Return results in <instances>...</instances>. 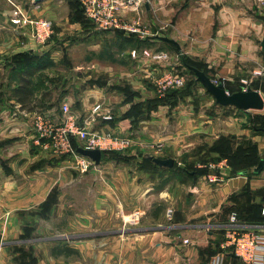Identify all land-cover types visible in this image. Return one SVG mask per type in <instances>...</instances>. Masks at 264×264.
Returning a JSON list of instances; mask_svg holds the SVG:
<instances>
[{
  "label": "crops",
  "instance_id": "1",
  "mask_svg": "<svg viewBox=\"0 0 264 264\" xmlns=\"http://www.w3.org/2000/svg\"><path fill=\"white\" fill-rule=\"evenodd\" d=\"M19 1L29 14L52 20L54 33L40 44L29 26L15 28L10 10H0V59H23L8 58L18 52L31 54L25 59H46L43 68H32L30 77L19 73L12 81L10 73H3L9 80L0 97V264H40L36 252L42 226L74 224L75 220L78 227L89 231L84 234L87 239L129 235L127 255L134 257L130 264H208L218 253L222 264H247L222 243L234 213L242 227L264 230V168L259 173L254 172V166L252 171L231 174L223 157L217 164H222L219 171L226 172V179L220 183H209L205 176H193L185 170L196 163V167L216 164L214 159L221 157L219 145L226 142L237 148L245 136L251 137L240 109L210 103L211 99L209 105H192L191 96L182 99L178 107L168 102L155 105L156 88L113 83L107 70L100 71V77L91 71L82 73L86 78L81 87L70 82L62 89L52 77L50 82L40 81V72L56 59H128L146 71V76L167 70L172 61L150 59L148 50L155 39H144L154 35H136L137 40L127 31L110 30L112 38L101 37L95 45L96 35L108 33L97 29L75 0H38L37 5L31 0ZM140 15L143 27L145 23L151 27L148 31L162 25L157 32L162 30L175 39L179 46L168 45L183 51L186 59H203L216 67V76L207 72L212 79L229 85L226 81L257 80L241 89L252 87L264 97L260 82L264 79L255 74L264 66V5L257 0H148ZM135 16L129 12L124 18L132 21ZM155 16L160 23L153 20ZM110 44L119 58L108 54ZM136 49L145 52L135 57L132 52ZM80 51L86 53L79 55ZM72 69L66 80L80 79L81 67ZM25 78L31 81L26 89L31 98L24 101L19 89ZM76 93L83 96L78 103L72 99ZM45 95L61 96V102L75 106L83 113L79 121L87 122L93 132L131 137V161L112 159L102 151L98 163L92 159V166L80 171L74 168L71 155L59 156L41 146L31 118L34 112L53 111L52 103L42 102ZM98 104L101 110L94 111ZM176 110L183 111L175 114ZM103 113L112 118H103ZM172 121L177 123L174 128ZM77 143L82 141L77 139ZM154 144L163 145L160 152H153L158 151L151 148ZM133 147L141 155L134 156ZM147 150L148 156L177 158L183 166L146 161ZM135 210L141 216L136 224L127 226L121 216ZM30 226L34 232L27 235ZM52 248L47 255L50 261L56 258ZM32 251L35 253L26 260V253Z\"/></svg>",
  "mask_w": 264,
  "mask_h": 264
},
{
  "label": "rangeland",
  "instance_id": "2",
  "mask_svg": "<svg viewBox=\"0 0 264 264\" xmlns=\"http://www.w3.org/2000/svg\"><path fill=\"white\" fill-rule=\"evenodd\" d=\"M19 2H20L19 0L18 1L17 0H0V10L6 8V9H9L11 12L12 7H13V3H17L18 5L23 7V5ZM24 9L26 10L25 7H24ZM27 14L32 19L41 18L38 16H33V15L29 14L28 12H27ZM125 19H127V18H125ZM10 20H11V14H10ZM153 20H155L158 23L161 22V20L159 21L157 16H155L153 18ZM1 23H2V21L0 19V24ZM11 23L17 29H19L21 27L29 26L31 28L32 33H33V29H32V26L30 24H14L12 21H11ZM144 27L146 29L151 28L146 23H145ZM160 27H162V25L156 26L155 30H153V31H149V32H151L150 35H154V34L164 35L162 30H160V32H157V30ZM0 28H1V25H0ZM116 31H118V30H116ZM103 32H106L108 34H106L105 36L104 35H102V36L96 35L95 38H93L96 40L95 45H97L98 41L101 42V39H102L101 37H107L108 40L110 38H112L113 33L110 30H105ZM13 33L14 32L12 31L11 36H10L11 38L13 36ZM128 33H131V32H128ZM133 34L139 35L137 33H133ZM150 37H155V35L150 36ZM153 39H155V45L151 46V48H149V50H148L149 51L148 54L150 55V53H151V55L153 56V58H152V56H149L150 59H171V61H172L171 67H173L177 71L178 74H182L186 77V82H185L184 86H182L180 88H171V89L167 90L164 95H160L158 93H157V95L165 96L168 92H172V91L176 92L175 94H172L173 96H170V99L173 102H177L175 104V106L178 107L177 105L179 104V102L182 99L186 98V96L183 97V96H174V95L186 93L188 91H192L194 93V90L197 89L195 94L191 93V94L187 95V97L191 96V98H190L191 100H189L190 101L189 103H191L192 105L193 104L209 105V102L211 99L210 103L214 104L215 100L211 96L209 97L208 92L202 86V84L199 81H196L197 76L190 69H188V67L185 66V64L183 62H184V60H186V61L191 62V63H196L197 65L201 66V68H203L204 70H206L209 74H212L213 76H216L218 74L216 67L212 66L209 62H207L203 59H186L184 52L177 50L175 47L176 45L175 46H172L171 44L168 45V42L166 43V42H164L158 38H153ZM12 40H13V38H12ZM10 42L11 41H9V43ZM12 45H13V43H12ZM95 49H96V51L100 50L99 47L95 48ZM108 49L110 52V53L108 52V54L111 56V58H119L118 52H116V50H114L115 48L113 47V45H111V44L108 45ZM136 51H137V53L141 54L142 52H145V49H142V50L136 49ZM83 53L85 54L86 52L80 51V54L79 53L78 54L83 55ZM139 54H137L136 56L138 57ZM161 55H163V57H161ZM165 55H166V57H165ZM12 56H14L15 58L21 57L23 59H0V97L3 96L2 94H3L4 88H5V84H7L8 80H9V79L4 78L3 73H5L6 76H9V73H10V77H9L10 80H12V81L16 80L17 74L22 73V72H24L23 71L24 69L25 70L27 69L28 66H26L25 63H27L30 59H25V58H30L31 54L27 53V52H18V53L10 55L8 58H11ZM64 56H67V55H64ZM56 60L55 61L53 60L54 65H51V66L43 69L42 70L43 72H40V75L37 77L40 81L44 79V81L50 82L51 81L50 77H52V78L56 79L55 82L53 81L54 83H58L59 86L63 85L61 87L62 89L66 88L67 84H70V82H71V84L75 82L76 84H79L81 87L83 80L86 78L85 75H83L82 73H87V72L89 73L91 71V73H93L94 77H100L99 72L102 71V73H107V72H105V70H107L109 73V77H111L113 83H116V82L130 83L132 86L137 87V88H139L141 85L144 84L148 88H151L154 90L156 88L155 83H156V79H157L158 74H156L154 76H146V75H148L146 71L141 70L140 68H138L136 66V64H134L131 60H128V59H56ZM169 66L170 65H168L167 68H170ZM74 67H76V68L81 67V70L79 71L81 73V75H79L80 79H77L75 77L71 81L66 80L69 77L68 76L69 74H73L74 69H72V68H74ZM51 75H53V76H51ZM248 81H245V83H243V80L226 81V82H229L230 85L234 88H238L239 86L242 88V86H251L257 80L251 79ZM260 82H262L264 84V81H260ZM199 89H201V92ZM59 91H60V89H59ZM79 91H81V90H79ZM6 94H9V93L6 92ZM206 97L209 98V100H206ZM62 98L63 97H61V96H52V97L46 96V95L43 96L41 100L44 103V105H49L50 103H52L54 106H53V111H51V110L49 111V110H45V109L42 111H45L47 114L53 113L55 115L56 120L61 119V117L63 115L62 110H61ZM82 98H83V96L81 94H77V93L72 96V99H73V101H75V103L76 102L78 103V100H80ZM114 99L119 100L120 97L114 98ZM70 108H71L72 112L76 116H78V119L80 120V115L83 116V113L81 114V112H78L76 110L75 106H73V105L72 106L70 105ZM170 110L174 111L173 109H170ZM42 111L32 113L31 119H32L33 129H34L33 117L35 114L40 113ZM75 111L79 115L77 113H75ZM182 111L176 110L175 114H179L178 112H182ZM238 113H241V115L243 117L244 126L246 128L248 125V128L250 129V133H251V137L249 139H247L246 136L244 137L243 143H242L243 145H240V151H242L241 150L242 148L249 146L250 151L257 153L258 157H260V158L264 157V132L256 130V127H264V110H252V111L240 110V112H238ZM12 114L16 115L17 113L12 112ZM171 114L173 115L174 112H172ZM176 125H177V123L172 121L173 128ZM76 139H78V138H76ZM36 141H37V139H36ZM79 144L83 145V141H82V143H79ZM154 145H156V144H154ZM154 145H152V146L154 147ZM132 149H134V151H133L135 153V154H133L134 156H137L140 153H142L136 147H133ZM235 150H236V148H233L231 150L232 153ZM130 151L131 150L127 149V150L120 151V152L124 156L133 157L132 155H130ZM146 152L147 153H144V154H146L144 156V158L148 157V155L150 154L149 150H147ZM153 152L158 153L160 151L154 150ZM210 160H212V159H209V161ZM175 162H176L175 167L183 166L179 163L177 158H175ZM212 163H215V162H212ZM217 163H219V161L216 162V164ZM196 164H198V163H196ZM196 164H194L192 166L194 167V166H196ZM73 165H74V168L76 170H80V171L82 170L77 166V163H75V161H74ZM252 169L253 168H250L249 170L252 171ZM224 173L226 174L225 171L223 172V174ZM228 173H229V171H228ZM207 174H203L202 176L206 177ZM225 174L223 176L226 179ZM186 175L188 177L190 176L189 174H186ZM199 176H201V175H199ZM76 179H78V178H76ZM59 196H61V192L59 193ZM132 213H125V214L123 213L121 216L123 218V220H126L127 226H130L132 224H136L138 221V219L136 221H133L134 217L132 216ZM140 216H141V212H140L139 218H140ZM62 219L63 218H61V220ZM78 225H79V223L75 220L74 224H68V225H61V224L60 225L59 224H55V225L48 224V225H46V224H44L42 226V229L40 230L39 234H37V236L42 237V239L37 241L38 246H37V252H36V255L41 260L40 264H130L131 259H134V257L132 258L129 255H127L129 250H126V249H129V247H130L129 244L131 242V240L129 239V235L120 234V235H116V236H108V237H102V238H97V236H96V238L87 239L86 237H84L85 236L84 234L88 233L89 231H86V229H82V228L78 227ZM27 232H31V235H32V232H34V230L30 226L27 229ZM45 237H50L51 239L50 238L47 239ZM49 242L50 243L52 242V245H50ZM65 244L68 245L69 247H72L74 250H76V253H73L72 255H68V256L67 255L56 256V255L52 254L53 257L55 256L56 258L55 257L54 258L57 260L53 259L52 261H50L48 259V256H47L49 251H50L49 248L50 247H53V248L58 247L59 245L63 246ZM34 253H35V251H32V253H26L27 254L26 260L31 259V256ZM156 261H158V259H156ZM156 264H158V263L156 262Z\"/></svg>",
  "mask_w": 264,
  "mask_h": 264
},
{
  "label": "built area",
  "instance_id": "3",
  "mask_svg": "<svg viewBox=\"0 0 264 264\" xmlns=\"http://www.w3.org/2000/svg\"><path fill=\"white\" fill-rule=\"evenodd\" d=\"M38 0H31L37 5ZM86 16L99 30H125L131 33H137L141 37L150 35L143 27L140 10L148 0H77ZM260 5H264V0H257ZM134 12L137 16L132 21H127L124 16L126 13ZM125 20V21H124ZM11 21L14 24H30L33 29L34 39L40 43H46L54 33L53 21L48 18L32 19L24 7L13 3L11 11ZM131 23V24H130ZM156 35V34H154ZM132 54L136 57L138 54L133 50ZM149 56H152L151 53ZM163 57V55H161ZM166 57V55H165ZM164 57V58H165ZM153 58V56H152ZM155 58V57H154ZM154 61H169V59H152ZM165 71L158 74L156 79V91L160 95L171 88H180L185 85L186 77L178 74L177 71L169 66ZM256 75L264 79V66L256 70ZM216 82L217 79H214ZM62 117L55 118L53 113L47 114L45 111L37 113L33 117L34 130L36 132L37 142L45 149L53 151L59 156L71 155L82 170H87L94 161L78 152L72 139L78 138L83 141L82 147L88 149L103 150H125L130 148L134 141L131 137L119 136L110 132H93L88 127L87 122H80L68 102L61 103ZM101 104L95 106L94 111H100ZM103 118L111 119L110 113H103ZM163 145H151V148L161 151ZM212 171L206 175L209 183H219L225 180L224 174L219 171L222 164L211 163L208 166ZM264 212V209H263ZM140 211L135 210L132 213L133 221L139 219ZM189 242L188 239L185 240ZM224 249L230 248L247 264H264V230L258 228H245L238 224L237 216L234 213L230 217L229 226L226 228ZM223 257L220 253L214 255L208 264H222Z\"/></svg>",
  "mask_w": 264,
  "mask_h": 264
},
{
  "label": "trees",
  "instance_id": "4",
  "mask_svg": "<svg viewBox=\"0 0 264 264\" xmlns=\"http://www.w3.org/2000/svg\"><path fill=\"white\" fill-rule=\"evenodd\" d=\"M75 2L79 6V8L83 11V13H85L81 4L77 0H75ZM130 34L134 38H136L137 40L139 39L135 34H133V33H130ZM150 38H156V37H148V38L144 39V41H149ZM45 61H46V59H30L27 63H25V65L28 66L27 69L26 70L24 69L23 71L26 74H29V77H30L34 73L32 68L34 66L35 67L41 66L43 68L44 65L46 64ZM183 63L187 67L188 66L196 67V68L204 71L207 74V71L202 69L201 66L197 65L196 63H191V62H188L186 60H184ZM188 69H189V67H188ZM24 72H22V73H24ZM192 72L194 73V71H192ZM196 81H198V80H196ZM22 82H23V87H20V89H19V91L21 93L20 98H21V100L25 101V99L31 98L30 97L31 92L26 90L27 87L31 84V81L29 78L28 79L25 78V79H22ZM225 87H226V89H228L229 92H235V91L242 90L241 87L234 88L229 84H225ZM175 93L176 92L172 91V92H168L165 96H158L157 95V97L153 99V102L155 105L168 102L172 107H174L177 102H173L170 99V96H173L172 94H175ZM191 93H192V91H188L186 93H181V94L174 95V96L185 97ZM256 130L264 132V127H256ZM72 142H73V145L75 148H79L80 146H82V145L79 146V144L77 143V139L75 137L72 139ZM240 145H243V144H240ZM240 145L236 148V150L233 153L231 151L233 148H232L230 143L224 142L222 145H219L218 151L221 153V155H220L221 157L214 159V161H220L221 158H223V157L226 158L228 161V165L230 166V169H231L230 170L231 174H236L237 172L242 171V170H249L250 168H254V166L256 167L259 164L261 158L257 156V153L250 151L249 146L242 148L241 149L242 151H240ZM120 151L121 150H114V149L103 150V155L104 156L107 155L110 158L116 159L119 161H130L133 158V157L122 155ZM145 160L146 161L147 160L154 161L152 156L146 157ZM175 165H176V162H174V166ZM185 170L187 171V173L193 174V176H197V175L199 176V175L207 174L211 169H209V167H196V166L193 167V166L188 165L185 167ZM30 234H31V232H27V235H30ZM73 253H76V250H74L72 247H69L66 244L63 246L59 245L58 247H54L52 249V254H54L56 256H59V255H67L68 256V255H72Z\"/></svg>",
  "mask_w": 264,
  "mask_h": 264
},
{
  "label": "water",
  "instance_id": "5",
  "mask_svg": "<svg viewBox=\"0 0 264 264\" xmlns=\"http://www.w3.org/2000/svg\"><path fill=\"white\" fill-rule=\"evenodd\" d=\"M156 38L173 43L179 46L178 42L166 35H155ZM264 47V39L262 41ZM189 69L194 71L197 76V80L202 84V86L208 91V93L215 99V102L224 107H235L240 110L250 111V110H263L264 109V97L258 91L252 87H247L246 89L229 92L226 89L223 81H215L209 77L204 71L188 66ZM78 152L84 156L90 157L96 163H98L102 158V151L100 149H88L84 147H79ZM154 161L162 166L174 165L173 158H160L153 157ZM264 168V158H262L259 164L254 169L255 173H259Z\"/></svg>",
  "mask_w": 264,
  "mask_h": 264
}]
</instances>
